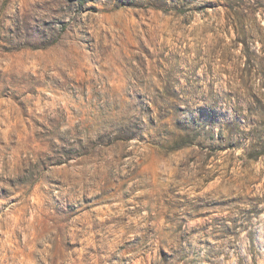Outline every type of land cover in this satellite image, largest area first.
<instances>
[{
  "label": "rangeland",
  "instance_id": "rangeland-1",
  "mask_svg": "<svg viewBox=\"0 0 264 264\" xmlns=\"http://www.w3.org/2000/svg\"><path fill=\"white\" fill-rule=\"evenodd\" d=\"M0 264H264V0H0Z\"/></svg>",
  "mask_w": 264,
  "mask_h": 264
}]
</instances>
